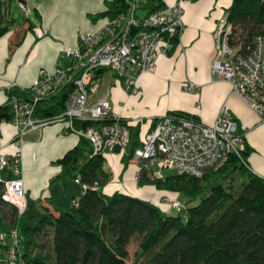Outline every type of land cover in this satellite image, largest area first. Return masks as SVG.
Here are the masks:
<instances>
[{
    "label": "trees",
    "instance_id": "1",
    "mask_svg": "<svg viewBox=\"0 0 264 264\" xmlns=\"http://www.w3.org/2000/svg\"><path fill=\"white\" fill-rule=\"evenodd\" d=\"M8 2L0 0V36L9 27L3 10ZM164 4L165 0H148L137 7L135 16L141 18ZM127 8L126 0H108L94 18H112ZM226 19L237 37L249 43L253 36L264 35V0H231ZM177 40L178 36L172 38V48ZM104 71L108 69L95 70L98 77ZM71 92L72 86H67L43 99L34 116L60 114ZM28 95L27 89L9 88L6 102L0 105V122L12 117V97L27 99ZM168 113L197 119L186 112ZM111 120L76 118L73 123L86 127ZM156 120L152 118L150 126ZM128 128L129 140L120 158L122 169L140 144L139 124ZM243 144L238 154L230 152L221 164L199 176L173 172L151 177L141 168L138 186L150 184L184 196V202L171 213L149 198L118 189L104 192L102 186L109 178L105 155L93 153L89 140L78 136L55 160L60 169L49 185L77 178L80 185H87L84 191L66 202L57 201L52 194L45 198L46 203L26 196L25 208L18 212L2 198L3 180L12 175L6 167L0 171V231L18 229L24 264H129L126 245L133 237L139 238V253H149L147 264H264V176L246 166L252 148ZM0 264H9L1 243Z\"/></svg>",
    "mask_w": 264,
    "mask_h": 264
},
{
    "label": "built area",
    "instance_id": "2",
    "mask_svg": "<svg viewBox=\"0 0 264 264\" xmlns=\"http://www.w3.org/2000/svg\"><path fill=\"white\" fill-rule=\"evenodd\" d=\"M167 3L141 18L135 16V0H126L128 8L91 33L81 34L74 48L67 49L53 72L40 71L34 83L27 88L28 98L12 97L9 102L12 117L8 120L15 128L14 139L22 141L31 128L60 121L67 131L86 137L93 153L105 156L116 150L124 151L129 140L130 122L115 118L109 122L86 127L76 126L73 120L102 119L109 115L110 105L102 95L96 97L99 77L95 70L106 68L113 72L124 88L135 92L136 81L143 73H152L159 55L172 48V38L182 29V3ZM22 11L31 9L20 3ZM226 17L219 19L214 33V54L211 71L229 82L232 91L264 122V35L252 37L243 43ZM72 86L64 111L50 118L34 116L37 104L54 95L63 87ZM183 88L196 91V85L185 82ZM242 135L237 121L222 106L215 119L205 124L196 118L166 113L140 134V144L133 150L131 159L139 161L140 169L150 171L156 164L159 174L162 167L176 172L199 176L207 168L221 164L230 152L243 148ZM19 151L6 155L0 151V171L12 162V175L3 180L2 198L22 212L26 205L23 180L18 173ZM161 167V168H160ZM1 179V176H0ZM76 180H78L76 178ZM81 192L87 187L81 184ZM77 203L76 200L72 201ZM175 208L180 206L174 202ZM21 235L17 228L0 231L9 264H24L20 257Z\"/></svg>",
    "mask_w": 264,
    "mask_h": 264
},
{
    "label": "crops",
    "instance_id": "3",
    "mask_svg": "<svg viewBox=\"0 0 264 264\" xmlns=\"http://www.w3.org/2000/svg\"><path fill=\"white\" fill-rule=\"evenodd\" d=\"M12 1L18 4L21 1L31 9L33 16L22 22L16 21L10 11ZM106 1L9 0L8 5L3 6L5 17L10 20L9 27L0 36V105L6 102L9 88H29L41 70L50 73L55 70L64 52L76 46L81 34L98 30L106 18L94 16L106 8ZM176 1L165 0L167 3ZM230 4L231 0L182 3V29L177 43L157 57L154 72L141 74L135 92H132L124 88L113 72L104 71L99 76L96 97L104 95L107 98L110 105L107 118L138 123L139 134L150 127L152 118L172 110L186 112L210 124L219 109L225 106L237 121V131L241 133L243 143L252 148L246 166L264 176V122L232 91L229 82L210 68L216 25L220 18L226 17ZM189 81L196 85L195 92L183 88V84ZM145 120L147 125L142 127ZM14 133L15 128L8 121L0 122V151L6 155L19 151L16 175L22 178L27 197L41 198L42 203H46L45 198L52 194L57 201L66 202L80 193L78 180H70L69 192L58 189L55 194L51 189L55 183L65 186L68 181H55L49 185L50 178L60 169L55 160L76 143L77 134L65 130L60 121L27 130L22 141L15 140ZM115 152L117 156L113 152L105 156V163L107 157L112 163L110 166L105 164L109 178L102 190L109 193L118 189L144 197L141 195L143 187L152 185L138 187L135 183L133 178L139 161L130 159L122 169L120 158L123 151ZM12 165L10 162L8 168Z\"/></svg>",
    "mask_w": 264,
    "mask_h": 264
},
{
    "label": "rangeland",
    "instance_id": "4",
    "mask_svg": "<svg viewBox=\"0 0 264 264\" xmlns=\"http://www.w3.org/2000/svg\"><path fill=\"white\" fill-rule=\"evenodd\" d=\"M147 1L148 0H135V4H136L137 7H139V6L141 7ZM10 11H11L12 16L16 19V21H19V22H22L23 20H25V17L28 18L29 16L30 17L33 16L31 14L32 13L31 11H30L29 14H25L22 11L21 6L18 3H16V1L10 2ZM142 13H143L142 10L138 9V14H142ZM107 73H109V72H107ZM145 124L147 125L146 120L141 123L142 127H144ZM113 154H114V156H117V153L115 151L113 152ZM111 163L112 162H110L108 157H107V161H106L105 164L107 166H110ZM159 166H160L159 164H156L153 167L152 170L159 169ZM152 170H151V172L147 171V173L151 177L162 176L163 174L176 172V170L174 168L162 167L160 173L155 175V173H153ZM136 172H137V170L135 171V175H134V178H133L135 183H136V179H137L136 177L138 175V173L136 174ZM126 182H127V186H129L130 185V181L127 180ZM66 183H65L66 184L65 186L64 185H60V184L58 185L57 183H55V185H52L51 189L53 191H55V194H57V190L58 189H60L61 191H64V189H65L66 191L69 192L71 190L69 184H71V183H70V181H68ZM141 186H143V185H141ZM141 186H138V187H141ZM142 190L144 192L141 195H144V198H149L150 200L156 202L160 207H162L163 209H165L167 211H170L171 213L175 212L174 202L178 201L180 204H182L184 202V199H185L184 196L182 194H179L178 192L174 193L173 191H168V190H163V189H161L163 191H160V190H157V187H155L154 185H152L151 187H143ZM158 192H162V193H160V195H158L159 194ZM173 194H176V195L173 196ZM59 199H61V198H59ZM61 200H63V199H61ZM23 219L24 218L22 216L21 223H22ZM138 241H139L138 237H133L128 242V244L126 245L127 252H128L126 261L129 264H147V258L149 256V253H144V254L139 253Z\"/></svg>",
    "mask_w": 264,
    "mask_h": 264
}]
</instances>
